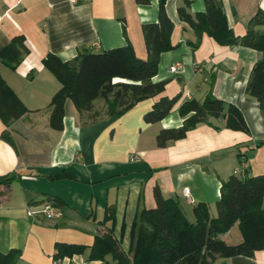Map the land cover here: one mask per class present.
Segmentation results:
<instances>
[{
	"label": "crops",
	"instance_id": "crops-1",
	"mask_svg": "<svg viewBox=\"0 0 264 264\" xmlns=\"http://www.w3.org/2000/svg\"><path fill=\"white\" fill-rule=\"evenodd\" d=\"M191 1L190 13L205 9L204 0ZM217 1L239 36L246 34L256 12L264 11V0ZM184 4L185 0L166 2L175 25L171 41L177 46L161 55L154 77L168 81L162 94L137 103L120 117L104 115L103 102L101 117L88 124L68 99L63 129L56 130L50 126V103L61 83L43 64L44 57L51 52L69 60L87 50L130 42L137 56L146 58L142 24L158 21L159 0H0V50L18 35L25 37L29 49L15 70L0 58L1 77L29 109L9 127L0 117V176L14 175L9 186H0V251L21 249L16 264H104L92 260L90 252L96 234L113 224L105 220L108 207L115 209L114 235L129 251L133 222L142 209L156 206V187L165 197L178 198L186 217L195 221L194 207L200 202L208 205L211 217L217 216L224 180L243 176L245 168L251 176L264 175V116L257 99L246 92L263 53L221 45L208 34L194 49L189 41L196 34L178 12ZM175 63L182 67L171 74L168 68ZM209 93L237 106L249 132L227 128L223 117L211 118L219 128L201 123L186 137L159 147L160 130L183 124L179 106L189 99L204 100ZM176 95L180 99L166 118L156 123L144 120L160 97ZM97 102L90 113L96 112ZM5 130L12 142L3 138ZM63 172L73 177L53 178ZM44 201H55L62 217L41 216ZM220 237L229 244L241 243L239 223ZM60 243L83 245L85 250L55 259ZM106 258L111 260V255ZM214 264H264V250L253 257H220Z\"/></svg>",
	"mask_w": 264,
	"mask_h": 264
},
{
	"label": "trees",
	"instance_id": "trees-1",
	"mask_svg": "<svg viewBox=\"0 0 264 264\" xmlns=\"http://www.w3.org/2000/svg\"><path fill=\"white\" fill-rule=\"evenodd\" d=\"M138 1L149 3L151 0ZM166 2L159 0L157 22L142 24L146 58L138 57L130 42L98 52L87 50L69 60L51 52L44 57L43 64L61 83L50 103L52 128L63 129L68 99L73 102L83 124H88L96 122L102 115L97 109L90 113L99 99L105 104L104 115L120 117L137 103L165 91L168 81H154V77L159 71L161 55L177 46L171 41L175 25L167 13ZM191 3V0H185L178 12L181 20L196 34V39L189 41L194 49L201 44L203 35L208 34L221 45L244 46L263 53L251 71L246 92L257 99L264 116V31L259 29L264 27V11L258 10L249 20L246 34L239 36L229 26L226 13L217 0H204L205 9L195 14L188 11ZM120 19L126 34L125 20ZM28 52L25 37L18 35L0 50V58L15 70ZM179 99L178 95L160 97L145 113L144 120L147 123L163 120ZM28 111L0 75V117L5 125L9 127ZM178 111L185 118L183 124L160 130L156 137L159 147L186 137L189 130L201 123L219 128L211 118L223 117L227 128L249 132L241 110L211 93L204 100H185ZM2 136L12 142L8 130ZM66 177L73 176L65 172L53 176ZM13 179L14 175H1L0 186H9ZM154 194L156 206L142 209L133 222L129 251L123 249L114 235L115 209L108 207L105 220H111L113 224L106 232L96 234L90 252L92 260H102L104 264H214L220 257H253L257 250H264V175L251 176L245 168L243 176H230L221 185L217 216L211 217L208 205L200 202L194 207L195 221L186 217L178 198L165 197L159 187L155 188ZM105 220L102 223L105 224ZM235 223H239L243 241L229 244L220 234L229 231ZM84 250L83 245L60 243L54 257L60 259ZM20 255L21 249L17 248L6 253L0 251V264H16ZM108 255L111 260H107Z\"/></svg>",
	"mask_w": 264,
	"mask_h": 264
},
{
	"label": "built area",
	"instance_id": "built-area-1",
	"mask_svg": "<svg viewBox=\"0 0 264 264\" xmlns=\"http://www.w3.org/2000/svg\"><path fill=\"white\" fill-rule=\"evenodd\" d=\"M181 63H175L173 65H171L169 68H168V72L171 73V74H175L177 73L180 68H181ZM244 164V163H243ZM245 166V164H244ZM185 195L187 197L188 194H189V189H185L184 191ZM35 213L32 212V211H29V215H34ZM39 214L41 216H44V217H47V218H61L63 213L61 211L60 208H58L57 206H55L52 202L50 201H44L42 203V207H41V210L39 211Z\"/></svg>",
	"mask_w": 264,
	"mask_h": 264
},
{
	"label": "rangeland",
	"instance_id": "rangeland-1",
	"mask_svg": "<svg viewBox=\"0 0 264 264\" xmlns=\"http://www.w3.org/2000/svg\"><path fill=\"white\" fill-rule=\"evenodd\" d=\"M97 104H96V109L99 110L101 112V114L103 113V108L101 107L103 101L101 99L97 100Z\"/></svg>",
	"mask_w": 264,
	"mask_h": 264
}]
</instances>
